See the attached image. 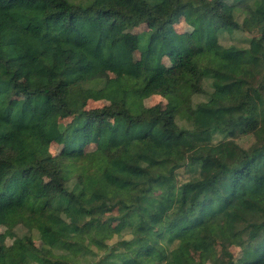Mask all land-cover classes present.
Returning <instances> with one entry per match:
<instances>
[{
	"label": "trees",
	"instance_id": "obj_1",
	"mask_svg": "<svg viewBox=\"0 0 264 264\" xmlns=\"http://www.w3.org/2000/svg\"><path fill=\"white\" fill-rule=\"evenodd\" d=\"M263 75L264 0H0V264H264Z\"/></svg>",
	"mask_w": 264,
	"mask_h": 264
},
{
	"label": "rangeland",
	"instance_id": "obj_2",
	"mask_svg": "<svg viewBox=\"0 0 264 264\" xmlns=\"http://www.w3.org/2000/svg\"><path fill=\"white\" fill-rule=\"evenodd\" d=\"M175 27L177 28V30L179 32H187V33L191 34L197 42L200 41L198 32L195 31V29H193L192 27L188 26V24L186 23V21L183 17L178 19L175 22ZM147 29H148L147 26L140 25L138 27L125 30L124 34H126L127 36H134L135 34L142 32L144 30H147ZM247 37H249V34H245L243 32H236V33H233L231 35L222 36L221 40L225 44H230V43L244 44L246 41L245 39ZM138 56H139V53L136 52L135 57L137 58ZM170 66H171L170 60L167 57H165L163 59L161 67L157 71L153 72L150 75V77L153 79L159 78L160 76L164 75L167 72V70L169 69ZM107 72L109 73L110 76L117 77L120 75L121 70H120L119 65L110 63L107 65ZM27 74H28V72L24 69L18 71V75H19L20 79H25L27 77ZM259 82L260 83H258V85L259 84L261 85L260 86L261 90H262V92H264V75L261 77ZM17 99H18L19 103L22 105L24 102V97L18 96ZM109 103L110 102L108 100H105V99H101V100L90 99L88 101L87 108L100 107V106H103V105L109 104ZM144 105H145V109H146L147 113L149 111H151L152 109L156 108L157 106H159L165 110H171L175 107V103H174V100L172 97L164 96L161 94H153V95L145 98L144 99ZM180 119H181V121H184V119H182V118H180ZM236 139L238 141H240L242 144L249 146L252 142H254L255 136L248 135V134H242V135L238 136ZM62 148H63V145L58 144V143H52L50 146V152L53 155H58L61 152ZM96 151H97V145L95 143H91L90 145H88V147L86 148V152H85L87 159L83 162H78L77 165H81V167L83 165H86L85 167H87L88 169L92 168L93 164H90L88 162L92 161L94 155L96 154ZM81 167H79V169ZM36 177H37V180H36L37 183H41V182L43 183V182L47 181L46 176L37 175ZM189 177H190V173L185 168H181L178 171V182L179 183L185 181ZM117 214H118L117 207H115L112 210H109L107 213V215H117ZM69 219L74 221L73 218H69ZM113 224L117 228L120 227V221H115V222H113ZM12 228H13V225L8 220H6L4 218L0 219V232H5L7 230H11ZM129 232H130L129 229H124L121 231V233H115L113 235V237L111 239H109V243L113 244V243H116L119 239H121L123 237H130ZM18 236L19 235L16 233L9 235L7 238V242L9 244L18 243ZM32 236H33L34 245L36 247H38L42 251H46L47 248L49 249V247L42 242L41 237H40V233L37 229L33 230ZM89 244L92 245L91 242H89ZM93 247H95V246H93ZM218 247L220 248L221 246L218 245ZM230 251L234 254V256L237 259H243L244 258L243 254L241 252L242 246L234 244L230 247ZM86 264H90V263H86ZM154 264H164V263L163 262H160V263L157 262ZM205 264H213V263L211 261H207Z\"/></svg>",
	"mask_w": 264,
	"mask_h": 264
}]
</instances>
